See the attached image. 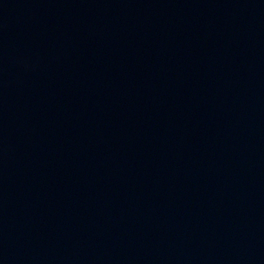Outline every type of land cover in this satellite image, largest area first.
<instances>
[{
	"label": "water",
	"instance_id": "water-1",
	"mask_svg": "<svg viewBox=\"0 0 264 264\" xmlns=\"http://www.w3.org/2000/svg\"><path fill=\"white\" fill-rule=\"evenodd\" d=\"M0 264H264V0H0Z\"/></svg>",
	"mask_w": 264,
	"mask_h": 264
}]
</instances>
